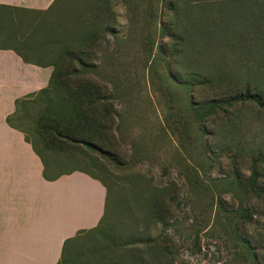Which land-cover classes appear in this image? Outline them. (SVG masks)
Returning a JSON list of instances; mask_svg holds the SVG:
<instances>
[{
	"label": "rangeland",
	"instance_id": "374dc122",
	"mask_svg": "<svg viewBox=\"0 0 264 264\" xmlns=\"http://www.w3.org/2000/svg\"><path fill=\"white\" fill-rule=\"evenodd\" d=\"M53 16L58 50L89 67L65 61L81 74L11 122L55 173L107 185L103 224L67 264L139 237L150 264H264V107L234 100L249 84L264 98V0H62ZM80 107L103 151L50 128Z\"/></svg>",
	"mask_w": 264,
	"mask_h": 264
},
{
	"label": "crops",
	"instance_id": "0c3cea01",
	"mask_svg": "<svg viewBox=\"0 0 264 264\" xmlns=\"http://www.w3.org/2000/svg\"><path fill=\"white\" fill-rule=\"evenodd\" d=\"M56 3L0 0V264H58L65 243L99 228L107 213L109 192L99 177L55 173L7 121L17 101L49 86L59 50L41 27Z\"/></svg>",
	"mask_w": 264,
	"mask_h": 264
},
{
	"label": "trees",
	"instance_id": "16d2710c",
	"mask_svg": "<svg viewBox=\"0 0 264 264\" xmlns=\"http://www.w3.org/2000/svg\"><path fill=\"white\" fill-rule=\"evenodd\" d=\"M61 1L62 0H57L55 6L58 7ZM53 20H55L54 16H52L51 20H46L44 22V25L41 27V32H44L47 35V41H46L47 44H54L56 47H60V45L62 44V39L58 37L55 38L54 35L55 27L53 25L54 23ZM60 34L61 32L58 31L57 35L60 36ZM84 54H86V52L81 53V55ZM69 60L71 62L73 61L77 62L83 67V69H88L89 67L88 64L84 62L83 58L80 55H78L77 50H73V48L71 47L65 49L64 51L60 49L58 56L55 58V63H54L55 70L53 71V75L49 83V86L46 89L41 90L37 94L31 95L26 99L17 101L15 113H17L19 106L27 104L30 100H32L35 97L50 96L53 93V89L55 88L56 79L66 80V79H70L73 76L81 74L82 71L63 67L65 61L69 62ZM259 89H260L259 86L256 85L251 86L249 84V87L246 89V91L243 92L241 95L237 96L236 98H234V100L238 101V103H241L243 105L255 103L260 107H264V98L262 96V93L258 92ZM59 100L62 101V98H59ZM80 101L81 99H79V102ZM80 105L84 106L85 104L81 102ZM58 109L62 110L63 106L62 105L58 106ZM79 111L81 113H79L77 116L72 115L71 118L69 117L65 125L61 124V122L58 120H53L50 128L54 131L57 137L69 141L72 144L82 145L86 148L103 151L104 146L106 145V140H104L103 136L100 135L95 136L89 131V129L86 128V126L88 125L87 123L89 121L85 117L84 113H82V108ZM59 116L60 114L57 113V118ZM11 117H9L7 121L11 127L15 128L11 122ZM95 139L97 141H95ZM89 174L93 175L91 172H89ZM100 227L101 226H99V228ZM99 228H97L92 232L97 231ZM92 232H82L76 238L68 240L63 247V256L58 264H67L68 262H67L66 254L68 253L69 247L72 244H75L81 237L86 236ZM141 243H142V239L140 237L132 238L128 242H123L122 239L119 238H110L107 241V244L94 251L93 255L98 257L97 262H95L94 264H150V262L148 263V260H145L146 259L145 251L141 248L140 246Z\"/></svg>",
	"mask_w": 264,
	"mask_h": 264
}]
</instances>
